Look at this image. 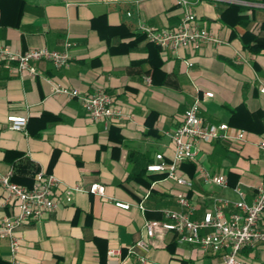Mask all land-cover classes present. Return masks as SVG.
<instances>
[{"label":"crops","instance_id":"1","mask_svg":"<svg viewBox=\"0 0 264 264\" xmlns=\"http://www.w3.org/2000/svg\"><path fill=\"white\" fill-rule=\"evenodd\" d=\"M191 12L220 44L171 50L139 32L141 25L176 27L182 17L176 0H0V48L61 50L71 43L69 63L60 69L34 61L30 76L0 63V175L9 169L11 180L26 188L38 172L60 181L56 208L15 230L17 264H140L133 249L140 240L148 243L146 264H223L224 252L178 242L171 231L157 227L148 238L145 223L179 210L178 193L191 203V220L222 203L228 218L233 203H250L264 181V152L256 145L264 139V45L256 52L243 48L245 35L264 44V0H203ZM54 85L85 94L103 90L127 117L91 121L78 98L54 95ZM194 102L205 123L243 131L245 142H198L195 167H176L188 187L151 178L146 165L156 154L172 161L170 135ZM9 117H25V128L11 130ZM199 167L223 176L225 185L204 183ZM92 183L104 186L106 199L73 190ZM4 198L0 188V221L16 212ZM115 248L120 256H108ZM237 258L264 264V243L243 248ZM0 264H11L2 237Z\"/></svg>","mask_w":264,"mask_h":264},{"label":"built area","instance_id":"2","mask_svg":"<svg viewBox=\"0 0 264 264\" xmlns=\"http://www.w3.org/2000/svg\"><path fill=\"white\" fill-rule=\"evenodd\" d=\"M203 0H176L182 8V17L176 27L156 29L151 26L141 25L139 32L142 33L150 43L171 50L192 48L197 49L202 44L218 45L221 43L213 33L205 30L196 23V17L191 12V7ZM228 1L235 0H212ZM71 43L65 41L61 50H49L46 47L33 48L24 52L11 50L8 47L0 48V63L12 65L17 71L27 72L30 76L36 74L31 63L34 61H48L55 69L66 67L69 63V48ZM190 65V63H188ZM264 92V86L260 88ZM52 92L57 96L67 98L76 97L83 106L91 121H120L127 117L126 114L114 104L113 98L103 90L91 94L80 93L76 89L52 86ZM211 93H205L211 97ZM11 130L21 131L25 128V117L7 118ZM173 144V158L170 163H165L161 154L155 155V161L146 165L147 172H165V177L173 183L181 186H190V182L179 176L176 167L179 163L197 157L196 144L198 142L210 143L213 141H235L244 143L243 131L230 132L226 123H205L197 115V102L184 110L181 124L170 135ZM259 150L264 152V139L256 143ZM199 175L204 183H213L223 186L226 181L221 175H210L206 169L199 167ZM10 170L0 175V188L5 194L3 204L12 201L16 212L11 217H5L0 221V237L8 240L11 264H17L16 254L18 252L20 237L15 230L26 220H37L43 218L56 208L55 191L60 181L53 174L38 172L29 188L14 183L10 178ZM75 191H86L98 197L106 199L104 186L92 183L88 188L73 187ZM67 194L70 191H66ZM69 200V197L66 198ZM176 203L179 210H166L163 212V220L147 221L145 223L146 236H153L155 228L172 231L177 234L178 242L196 245L202 250L212 252H224L223 264H242L237 258L240 251L245 248H253L264 243V228L259 227V221L264 215V181H262L250 203L243 200L233 203L235 212L228 218L224 216L222 206L216 205L212 211H206L200 221L190 219L192 211L191 203L184 193L176 195ZM115 207L128 209L129 204L113 201ZM142 209L140 205H137ZM208 232L201 234V230ZM138 250L137 259L140 264H146L145 253L148 243L140 240L134 243L133 249ZM120 248L108 249V256L118 257Z\"/></svg>","mask_w":264,"mask_h":264},{"label":"trees","instance_id":"3","mask_svg":"<svg viewBox=\"0 0 264 264\" xmlns=\"http://www.w3.org/2000/svg\"><path fill=\"white\" fill-rule=\"evenodd\" d=\"M244 37H245V41L243 42V48H245L251 52H256L261 46L264 45V44H258L257 42H255V40H252L253 38L251 35H245V36H243V39H244ZM248 39L252 40L254 43H250V42L248 43ZM183 163L184 164L187 163L188 165H190V167H193V168L196 165L194 163V161H191V160L183 161ZM149 173H150L151 178H154V179L161 178V177L166 175L165 172H149ZM172 233H173L174 239L177 240V234L175 232H172Z\"/></svg>","mask_w":264,"mask_h":264}]
</instances>
